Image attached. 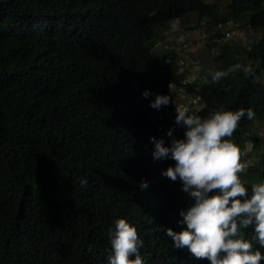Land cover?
I'll list each match as a JSON object with an SVG mask.
<instances>
[{"label": "trees", "instance_id": "obj_1", "mask_svg": "<svg viewBox=\"0 0 264 264\" xmlns=\"http://www.w3.org/2000/svg\"><path fill=\"white\" fill-rule=\"evenodd\" d=\"M218 6L0 0V264H108V230L120 218L143 241V264H210L166 234L186 229L181 213L193 201L179 178L163 175L175 162L154 159L151 138L169 146L170 129L184 136L172 84L199 99L190 115L250 108L254 118H242L230 139L244 153L241 162L249 160L240 174L249 198L251 186L264 183V145L252 132L264 121V0H229L224 15ZM188 16L197 21L191 29L231 23L258 36L245 46L236 35L221 40L224 29L209 36L211 65L195 62L198 78L183 85L189 70L151 49ZM249 65L254 73L246 76ZM215 72L223 76L214 82ZM157 94L170 96L169 105L150 107ZM251 148L258 156L247 154ZM253 235L241 229L264 254Z\"/></svg>", "mask_w": 264, "mask_h": 264}, {"label": "clouds", "instance_id": "obj_2", "mask_svg": "<svg viewBox=\"0 0 264 264\" xmlns=\"http://www.w3.org/2000/svg\"><path fill=\"white\" fill-rule=\"evenodd\" d=\"M164 32L162 38H167ZM166 43L162 49L173 51L178 64L179 55L174 42L167 38ZM184 54L187 56L186 50ZM183 69L189 70L187 78L191 68ZM253 73L254 69L249 65L245 75ZM222 76L221 72H215L212 80L218 81ZM192 81L190 79L187 84ZM179 88L184 90L175 86V90ZM170 89L175 103L176 92ZM150 94L148 90L142 93L145 98ZM170 102V96L157 94L150 107L159 109ZM190 107L197 110L192 105ZM175 108V123L183 128L184 136L177 139L170 129L167 132L171 138L169 146H165L163 139L152 137L155 145L152 155L157 160L171 159L175 162L174 167H168L163 175L172 181L179 178L182 190L189 194L193 203L186 212L181 213L186 229L176 233L168 228L166 234L172 237L174 247H187L194 257L206 259L210 264H261L264 254L254 250L252 241L242 238L241 229L251 227L254 232L252 240L264 248V183L253 184L249 198L248 188L240 179V174L246 168L241 162L244 153L230 139L240 120L245 116L248 119L254 118V112L250 108L235 112L221 108L209 113L207 117H200L190 115L187 107L175 104ZM81 183L85 184L86 181ZM140 187L146 188L147 182H141ZM108 234L111 245L108 264H143L139 252L143 241L139 239L135 227L123 218L116 219ZM133 256L135 259H131Z\"/></svg>", "mask_w": 264, "mask_h": 264}, {"label": "rangeland", "instance_id": "obj_3", "mask_svg": "<svg viewBox=\"0 0 264 264\" xmlns=\"http://www.w3.org/2000/svg\"><path fill=\"white\" fill-rule=\"evenodd\" d=\"M210 2L213 0H209ZM218 2V12L219 15H224L226 13V5L229 3V0H217ZM197 22L196 18L193 16H188L186 18H184L181 22H179L178 20L176 22H174L173 24L176 25L175 28L169 27V30L175 35L174 37L170 36L168 38V40L170 42H174L176 48H178L180 50L181 48V42L180 39L183 41V37L184 39H186V54L189 57L188 60H190V62L192 61V66L195 65V62H205L206 64L208 63L209 66L211 65L212 61L209 59V51L206 47V41L208 39V37L211 35L213 36L216 32H221L223 29L225 28H236L238 29L237 31L235 30V34H236V40H235V44L240 45V46H245L248 45L249 42H251L254 38H256L258 35L250 33L249 30H244L242 28H237V27H233L234 25H232L231 23H227L225 25L223 24H218V25H214L212 26L208 31L205 30L204 26L200 25L199 28L196 29H191L192 25H194V23ZM180 26V27H179ZM168 30V31H169ZM189 32H188V31ZM167 31V34H168ZM188 32V33H187ZM191 33V35H190ZM165 34V32H164ZM171 35V34H170ZM191 36L193 37L191 39ZM167 38H162L159 43L157 42L155 45H153L151 51L155 56H163V59L165 61L168 60V58L170 57H174L175 58V54L173 53V51H164L162 48L166 45V40ZM165 43V44H164ZM164 44V46H162ZM181 51V50H180ZM163 60V63H164ZM188 68H191L188 67ZM195 70L194 74H192L191 76H188L189 79H197V72L196 70H198V67L194 66ZM184 92V90H183ZM185 94V93H184ZM252 132H256L255 135H258L260 138L261 143L264 145V121L258 123L255 122L253 124L252 127ZM253 135V134H252ZM247 154H250V156L252 155H256L258 156V153H255L254 150L248 149L247 150ZM249 160H245L244 163H246L245 165L248 166ZM246 169V168H245ZM241 179V178H240Z\"/></svg>", "mask_w": 264, "mask_h": 264}, {"label": "built area", "instance_id": "obj_4", "mask_svg": "<svg viewBox=\"0 0 264 264\" xmlns=\"http://www.w3.org/2000/svg\"><path fill=\"white\" fill-rule=\"evenodd\" d=\"M203 25L205 23H202ZM171 34V35H170ZM173 37L175 36L171 31L169 32L168 31V34H167V31H165V34L164 36L166 37H170L172 36ZM222 35L223 37L221 38V40H227L229 38H232L235 34V30H232L230 28H225L222 32ZM183 41L180 39V42H181V48L180 50L178 48L177 49V52H178V55H179V59H178V65L179 67L181 68H188V64L190 62V60H188V57L184 54V51H185V47H186V39H184V37L182 38ZM214 41H217L219 42L220 39L219 38H214L213 39ZM190 65H191V74H189V76H191L192 74H194L195 70H192L194 69V66L197 67V65H193L192 66V61L190 62ZM189 78L187 77L186 79L182 80L181 83L183 85L187 84L189 82ZM173 90H175V86L174 85H171L170 86ZM176 92V98H175V103H174V106H173V110L174 112L176 113V108H175V104L178 105V106H182V107H187L189 109V107L192 105L195 109H199L200 108V103H199V100L197 97H189V96H186L183 92V90L181 88L175 90ZM186 101H185V100Z\"/></svg>", "mask_w": 264, "mask_h": 264}, {"label": "bare ground", "instance_id": "obj_5", "mask_svg": "<svg viewBox=\"0 0 264 264\" xmlns=\"http://www.w3.org/2000/svg\"><path fill=\"white\" fill-rule=\"evenodd\" d=\"M230 41H231V40H230ZM230 41H229V42H230ZM183 70H184V69H183Z\"/></svg>", "mask_w": 264, "mask_h": 264}]
</instances>
